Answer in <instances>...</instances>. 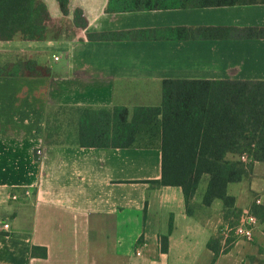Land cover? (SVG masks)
<instances>
[{
	"label": "crops",
	"instance_id": "1",
	"mask_svg": "<svg viewBox=\"0 0 264 264\" xmlns=\"http://www.w3.org/2000/svg\"><path fill=\"white\" fill-rule=\"evenodd\" d=\"M42 1L46 38H0L4 58L34 60L43 72L0 76V264H222L234 249L245 264L243 242L217 258L208 247L227 223L222 200L191 216L181 187L153 182L160 147L51 143L47 134L52 122L64 123L59 135L75 132L63 115L71 109L120 106L132 115L161 105L165 79L264 80V3L109 11V0H69L64 12L60 0ZM240 183L231 195L251 211L264 162ZM259 223L258 234L264 217ZM35 246L47 255L34 256Z\"/></svg>",
	"mask_w": 264,
	"mask_h": 264
},
{
	"label": "trees",
	"instance_id": "2",
	"mask_svg": "<svg viewBox=\"0 0 264 264\" xmlns=\"http://www.w3.org/2000/svg\"><path fill=\"white\" fill-rule=\"evenodd\" d=\"M69 0H60L67 12ZM264 0H109V11L156 10L172 7H214ZM80 13V11H78ZM47 6L42 0H0V38L12 40L46 38ZM92 36V35H91ZM21 71L0 70V76L42 75L34 60H20ZM48 73L49 70L46 69ZM66 127L74 133L59 135L63 122L49 125L47 140L51 143L77 142L87 147H160L162 176L153 181L183 190L186 210L196 215L200 207L223 201L225 221L242 210L229 184L250 177L255 162H264V80L243 79H165L163 101L158 106L136 107L132 115L127 107L71 109ZM74 116H76L74 118ZM74 118V119H73ZM75 121H71L72 120ZM248 155L249 162L242 160ZM229 155L238 156L229 158ZM206 188L199 202V188ZM251 212L259 221L264 206L253 204ZM161 236V249L169 250L173 231ZM215 258L228 249L222 248L221 234L208 242ZM33 248V255L46 256V249ZM253 264H256L255 262ZM263 264V263H260Z\"/></svg>",
	"mask_w": 264,
	"mask_h": 264
},
{
	"label": "rangeland",
	"instance_id": "3",
	"mask_svg": "<svg viewBox=\"0 0 264 264\" xmlns=\"http://www.w3.org/2000/svg\"><path fill=\"white\" fill-rule=\"evenodd\" d=\"M19 61H20L19 59L14 58L12 56H8V57L6 56L4 58L3 55L0 54V70H7L8 72L21 71V68L18 65ZM63 115H65L64 119H68V117H70V115H73V111L66 112V114H63ZM206 184H207L206 180H204L201 183L200 188H199L200 193L202 191H204V189L206 188ZM262 184L259 186L258 189H260L261 186H263ZM241 187H243V184L240 182L231 183V184H229V193L235 194V193L240 191ZM247 193H249V190H248L247 182L245 181V194H247ZM252 199H253V195H250L249 201ZM255 199H256V197H255ZM217 201L222 203L221 200H217ZM242 213L243 212H241V214ZM238 219H239V217H237L236 215H233L228 219L227 223L234 225L238 222ZM259 222H258L257 227L255 229V237L252 241H246V240L238 241V242L245 243V246H243V248L245 249V257L247 259V260H245V264H250V262L251 263L255 262L256 264H260V263L264 264V229H262V231L258 234V231L260 230V228L258 229V226L260 224ZM262 227H264V226H262ZM220 261H222V264H241L240 263V257L237 255L236 249H234L230 254L222 256L220 258ZM237 261H238V263H237ZM209 264H213L212 260L210 261Z\"/></svg>",
	"mask_w": 264,
	"mask_h": 264
},
{
	"label": "built area",
	"instance_id": "4",
	"mask_svg": "<svg viewBox=\"0 0 264 264\" xmlns=\"http://www.w3.org/2000/svg\"><path fill=\"white\" fill-rule=\"evenodd\" d=\"M58 59V57H55ZM37 158H40L42 155V150H37ZM242 160L245 162H249L250 158L248 155L244 154L241 156ZM28 191H26V195H28ZM264 194V187L262 190V193L258 195L255 199V202L257 204L262 203V195ZM12 199H17L18 196L16 194L11 195ZM259 222L258 217L252 213L251 211H245L243 212L238 222L234 225H231L229 223H226L222 229H221V237H222V248L228 249L230 246H232L234 243L240 241V240H246V241H252L255 237V229L257 227V224ZM9 224L5 223L4 228H8ZM144 245L139 242V249L137 250V255L142 254V247Z\"/></svg>",
	"mask_w": 264,
	"mask_h": 264
}]
</instances>
